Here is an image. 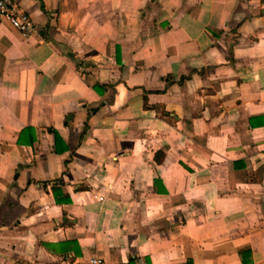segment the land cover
Returning a JSON list of instances; mask_svg holds the SVG:
<instances>
[{
  "label": "crops",
  "instance_id": "1",
  "mask_svg": "<svg viewBox=\"0 0 264 264\" xmlns=\"http://www.w3.org/2000/svg\"><path fill=\"white\" fill-rule=\"evenodd\" d=\"M13 3L0 264H264V0Z\"/></svg>",
  "mask_w": 264,
  "mask_h": 264
},
{
  "label": "built area",
  "instance_id": "2",
  "mask_svg": "<svg viewBox=\"0 0 264 264\" xmlns=\"http://www.w3.org/2000/svg\"><path fill=\"white\" fill-rule=\"evenodd\" d=\"M7 22L19 33L26 37L36 32L33 22L29 15L18 9L13 0H0V23ZM86 264H105L100 258L94 257Z\"/></svg>",
  "mask_w": 264,
  "mask_h": 264
}]
</instances>
